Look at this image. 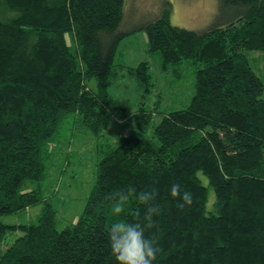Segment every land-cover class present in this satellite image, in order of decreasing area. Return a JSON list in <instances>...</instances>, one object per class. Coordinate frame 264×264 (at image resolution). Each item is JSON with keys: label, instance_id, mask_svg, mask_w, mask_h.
Listing matches in <instances>:
<instances>
[{"label": "trees", "instance_id": "1", "mask_svg": "<svg viewBox=\"0 0 264 264\" xmlns=\"http://www.w3.org/2000/svg\"><path fill=\"white\" fill-rule=\"evenodd\" d=\"M125 2L0 0V217L41 204L34 221L0 218V244L15 234L0 264H117L109 226L144 206L133 196L117 217L104 193L129 187L158 189L153 264H264V84L243 52L264 51V0H218L198 30L173 24L168 0L129 27ZM135 30L162 61L194 65L193 93L180 108L142 102L133 126L100 147L82 211L57 229L43 196L52 145L75 122L99 135L120 111L107 86L118 44ZM130 69L149 91L148 62ZM173 184L192 193L190 206L177 207Z\"/></svg>", "mask_w": 264, "mask_h": 264}, {"label": "rangeland", "instance_id": "2", "mask_svg": "<svg viewBox=\"0 0 264 264\" xmlns=\"http://www.w3.org/2000/svg\"><path fill=\"white\" fill-rule=\"evenodd\" d=\"M168 1L171 5V22L187 29L203 28L219 10L218 0ZM163 2L164 0H126L124 16L129 22V27L132 26L130 20L136 27L138 21L156 16ZM243 52L251 68L264 84V51ZM142 60L148 62L152 73L151 85L147 92H144L145 86L137 81L134 70L130 69ZM114 64L107 89L110 102L121 108L120 111L106 121L99 135H93L79 122H75L65 129L63 136L52 145V160L43 185V196L55 210L57 229L73 222L82 211L95 181L96 163L101 157L100 147L114 144L119 136L133 126L132 112L142 102L151 108L156 103L160 107L180 108L193 93L194 65L186 61L178 64L167 63L157 54L149 53L147 36L143 30L133 31L118 44ZM89 86L95 88L93 79ZM202 178L206 184V177ZM209 199L213 200L211 190ZM40 209L41 204H37L0 218L5 223L31 222L36 219ZM14 237L15 234H7L0 247L9 245Z\"/></svg>", "mask_w": 264, "mask_h": 264}, {"label": "clouds", "instance_id": "3", "mask_svg": "<svg viewBox=\"0 0 264 264\" xmlns=\"http://www.w3.org/2000/svg\"><path fill=\"white\" fill-rule=\"evenodd\" d=\"M157 195L158 189L155 187L139 192L134 187H129L104 193V199L113 201L112 212L117 217L125 213V205L133 196L144 206L142 213H135L132 222L117 218L109 226L108 242L117 264H153L157 259L161 252L159 237L149 231L156 227L154 217L160 214V207L156 203ZM170 195L180 201L177 203L180 209L193 203L192 193L182 190L179 184L171 186Z\"/></svg>", "mask_w": 264, "mask_h": 264}]
</instances>
